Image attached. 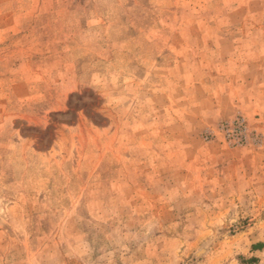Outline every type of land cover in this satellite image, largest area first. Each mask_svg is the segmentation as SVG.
<instances>
[{"label": "rangeland", "instance_id": "1", "mask_svg": "<svg viewBox=\"0 0 264 264\" xmlns=\"http://www.w3.org/2000/svg\"><path fill=\"white\" fill-rule=\"evenodd\" d=\"M0 264H264V0H0Z\"/></svg>", "mask_w": 264, "mask_h": 264}]
</instances>
